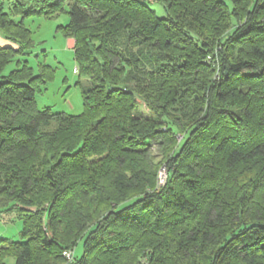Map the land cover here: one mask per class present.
Here are the masks:
<instances>
[{
    "label": "trees",
    "instance_id": "16d2710c",
    "mask_svg": "<svg viewBox=\"0 0 264 264\" xmlns=\"http://www.w3.org/2000/svg\"><path fill=\"white\" fill-rule=\"evenodd\" d=\"M64 1L0 0V264H264V0H68L78 114L2 74Z\"/></svg>",
    "mask_w": 264,
    "mask_h": 264
},
{
    "label": "rangeland",
    "instance_id": "374dc122",
    "mask_svg": "<svg viewBox=\"0 0 264 264\" xmlns=\"http://www.w3.org/2000/svg\"><path fill=\"white\" fill-rule=\"evenodd\" d=\"M13 0H5L4 9L7 11ZM158 16L164 15L162 6L155 2L151 5ZM68 0L64 1L63 10L54 18H46L42 15L26 16L23 23L32 31L33 46L27 55H17L7 63L2 74H8L19 66L17 60L26 61L35 73L39 70V64L45 63L54 69L53 77L48 80L39 91L35 93V102L38 108L49 107L52 112H64L78 114L82 111V99L80 93L79 75L73 69L76 67L73 48L69 45V39L65 37L59 26L68 23ZM16 20L20 16L14 17ZM0 45H15L13 40L6 38L0 31ZM85 84V81L84 83ZM154 151L156 152L157 146ZM165 166L159 169L158 183L166 184ZM21 219L15 212L0 214V237L12 240H20ZM69 252V251H63ZM82 253V242L79 241L71 251V261L78 258ZM64 257L67 259L66 255ZM68 260V259H67ZM68 261V262H69ZM6 264H15L14 258H6Z\"/></svg>",
    "mask_w": 264,
    "mask_h": 264
},
{
    "label": "crops",
    "instance_id": "0c3cea01",
    "mask_svg": "<svg viewBox=\"0 0 264 264\" xmlns=\"http://www.w3.org/2000/svg\"><path fill=\"white\" fill-rule=\"evenodd\" d=\"M68 41H69V45L73 48V45H74V40H73V38H70V37H68ZM74 71H75V68L73 69Z\"/></svg>",
    "mask_w": 264,
    "mask_h": 264
},
{
    "label": "built area",
    "instance_id": "2783aa9c",
    "mask_svg": "<svg viewBox=\"0 0 264 264\" xmlns=\"http://www.w3.org/2000/svg\"><path fill=\"white\" fill-rule=\"evenodd\" d=\"M64 255H66L68 261L71 259V252H64Z\"/></svg>",
    "mask_w": 264,
    "mask_h": 264
}]
</instances>
